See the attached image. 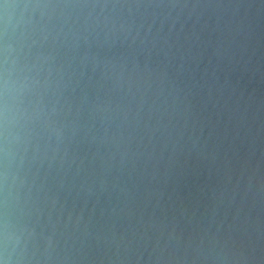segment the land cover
<instances>
[{
  "label": "water",
  "instance_id": "obj_1",
  "mask_svg": "<svg viewBox=\"0 0 264 264\" xmlns=\"http://www.w3.org/2000/svg\"><path fill=\"white\" fill-rule=\"evenodd\" d=\"M0 264H264V0H0Z\"/></svg>",
  "mask_w": 264,
  "mask_h": 264
}]
</instances>
